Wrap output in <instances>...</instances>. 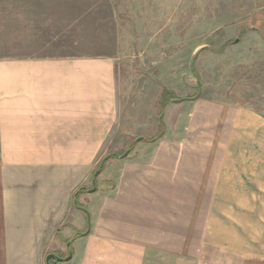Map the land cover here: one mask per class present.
Instances as JSON below:
<instances>
[{"label":"crops","instance_id":"crops-1","mask_svg":"<svg viewBox=\"0 0 264 264\" xmlns=\"http://www.w3.org/2000/svg\"><path fill=\"white\" fill-rule=\"evenodd\" d=\"M18 1L26 14L0 23V264H48L50 253L61 264H176L210 244L264 258V110L248 98L198 97L180 112L168 102L166 125L148 139L156 114L146 128L130 121L155 81L136 71L132 98L117 58L79 52L80 40L106 37L91 31L101 21L116 22L114 42L138 41L123 35L116 6L170 0H109L107 13L81 15L75 0L64 11H52L56 0Z\"/></svg>","mask_w":264,"mask_h":264},{"label":"rangeland","instance_id":"rangeland-1","mask_svg":"<svg viewBox=\"0 0 264 264\" xmlns=\"http://www.w3.org/2000/svg\"><path fill=\"white\" fill-rule=\"evenodd\" d=\"M56 1L62 6L52 11L67 10L62 9L65 0ZM82 1L75 0L77 15H81L89 8H101L102 13H107L113 4L116 6V3L120 2L112 0L114 3L111 4L112 2L107 0L108 3L100 4L98 0H85L86 3ZM4 8L12 10L3 12ZM19 8L18 0H0V23L2 15L26 14ZM116 13L120 16L122 24L126 25L123 35H127L128 31L139 33L136 36L138 41L134 42L129 38V41L120 44L114 42L116 22L112 21L114 22L112 25V22L101 21L107 27L91 31L95 33L105 31L106 37L98 36L89 46L80 40L79 52L87 54L95 51L117 58L116 66L121 69L122 74L131 75L129 85L132 98L135 97L133 88L136 81L132 78L139 75L136 71L143 70L147 78L155 81L154 85H150L151 88L148 87L145 99L141 96L135 98L134 107L139 118L130 121L131 127L135 130L143 125L146 128L149 126L145 119L151 117V112L156 114L155 123L159 124V130H156V125L154 128L152 126L147 128L142 135L149 136L148 139L154 137L152 135H158L166 125L169 111L167 115L163 114L168 102L174 106L173 109L180 112L182 107L198 97L234 102L245 101L248 98L249 103L264 110V0H170L163 3L116 6ZM92 18V25L96 26L98 22L93 13ZM83 32L79 29V35ZM146 34L151 35L149 40L140 38ZM238 36H242L239 41ZM234 39L237 43L232 42L222 53L211 50ZM195 55L193 65L198 76L191 70V61ZM196 77L202 90L194 96L198 90ZM166 85L172 90L165 88ZM162 88L163 92L169 91V94L163 95V104L160 98ZM172 94L174 97H171ZM179 98L182 104L171 102ZM125 109L127 110V106ZM182 124L177 125L180 128ZM138 137L141 135L134 137V143L143 141L137 139ZM106 175L105 172L98 173L94 184L90 186L98 187L95 193V190L92 191L94 197L100 194V184ZM66 256L64 253V258ZM176 258V264H264V258L239 255L214 244L192 247L190 257L186 260L179 254ZM62 259L54 263L61 264Z\"/></svg>","mask_w":264,"mask_h":264},{"label":"trees","instance_id":"trees-1","mask_svg":"<svg viewBox=\"0 0 264 264\" xmlns=\"http://www.w3.org/2000/svg\"><path fill=\"white\" fill-rule=\"evenodd\" d=\"M242 35H243V34H242ZM241 37H242V36H238V41H239V39H241ZM234 41H235V39H234V40H228V41L224 42L222 45H220L219 48H214V49H211V50H213V51H215V52H218V53H222V52H224V51L226 50L228 44H231V43L234 42ZM204 47H205V46H204ZM204 47H203V49H204ZM205 48H208V47H205ZM195 58H196V55L193 56V58H192V61H191V70H192V72L195 73L196 76H198L197 72L195 71L194 65H193V63H194V61H195ZM164 94H166V95L169 94V91H168V90H165L164 92H162V95H161V97H160V98H161V101H162V104H163V95H164ZM171 97H174L173 94L171 95ZM156 136H157V135H156ZM156 136H155V137H156ZM155 137H152L151 139H153V138H155ZM130 151H131V149L128 150L127 154H128ZM121 154H122V153L118 154L117 156L120 157ZM127 154H126V155H127ZM112 155H113V154L110 153V154L107 155V157H104V158H102V159L99 161L100 163H99L98 166H97V168L99 169V171L102 170V168L104 167L106 161H107L110 157H112ZM126 155H125V156H126ZM58 260H60V259H58ZM58 260L56 259L55 256H53V257L50 258L49 263H50V264H55L54 261L57 262Z\"/></svg>","mask_w":264,"mask_h":264},{"label":"water","instance_id":"water-1","mask_svg":"<svg viewBox=\"0 0 264 264\" xmlns=\"http://www.w3.org/2000/svg\"><path fill=\"white\" fill-rule=\"evenodd\" d=\"M197 78V77H196ZM197 84H198V90H197V92H196V94L194 95V96H197L199 93H200V91L202 90V87H201V84H200V82H199V79L197 78ZM181 98H179V99H174V101H179ZM142 137H138L137 139H141ZM127 152H128V150H126V151H124L121 155L122 156H124V155H126L127 154ZM107 157V156H106ZM98 171H99V169H96V171L94 172V175H96V173H98ZM92 182L94 183V179L92 180ZM96 189V187L95 186H93L90 190L91 191H94ZM88 214V213H87ZM89 222H90V218H89V214H88V217H87V223L89 224ZM90 225V224H89ZM52 256H55V254L54 253H50V254H48L47 256H46V262L48 263V264H50L49 263V260H50V258L52 257ZM71 257V253H69L66 257H65V259H69Z\"/></svg>","mask_w":264,"mask_h":264}]
</instances>
